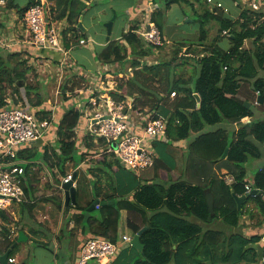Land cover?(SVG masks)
Segmentation results:
<instances>
[{
  "label": "trees",
  "instance_id": "1",
  "mask_svg": "<svg viewBox=\"0 0 264 264\" xmlns=\"http://www.w3.org/2000/svg\"><path fill=\"white\" fill-rule=\"evenodd\" d=\"M6 1L4 9H15L20 18L37 3L36 0H28L25 7H20L17 0ZM47 1L54 3V20L66 19L70 28L76 31L75 24L86 7L85 4L80 0ZM181 1L190 6L193 3L189 0H167L164 11L161 8L159 11L158 8L151 14L150 21L159 30L163 44V17L171 5ZM194 1L202 3L201 0ZM152 2L149 4L153 5ZM194 18H198L201 23L198 45L202 48L199 58L194 55V43L180 42L177 50V54L184 50L180 65L187 64L188 57H197L193 74L188 80L174 79L176 65L170 62L147 65L136 59L151 52L135 35L138 26L129 27L118 39L110 38L104 46L94 49L95 59L103 65L123 63L128 55L135 57L130 62L133 75L114 91L104 89L106 95L117 102L126 98L119 93L122 89H125L126 96L140 95L135 100L142 98L140 105L148 108L150 121L157 118L167 121L166 134L162 141L158 142L165 144L166 148H157L155 151L157 155L154 159L152 179H140L139 174L126 170L113 154L104 152L103 140L99 139L98 143H95L94 137L89 134L84 139L86 151H80L77 145V129L85 125V120L81 119L82 112L75 107H69L59 121H54V144L41 145V142H35L18 153L19 159L27 161L24 165L23 189L25 195L30 198L28 202L20 204L22 211L31 210L36 206L38 199L32 198L36 185L40 183L39 175L44 170L55 184H60L71 170V175L76 173V202L65 204L61 193L57 191L58 194L46 199L62 212V224L73 222L82 234L89 233L91 236H99L116 243L120 212L125 210L129 213L126 226L133 233V237L144 229L139 237L141 250L129 246L123 249L111 264L260 263L261 235L245 236L234 229L240 226L243 216L251 214L247 207L249 203H253L264 216V167L258 169L252 178H246V163L249 159L264 156V119L254 121L251 108L245 105L247 101L239 96L242 82H246L251 83L252 90L258 92L257 96L264 101V79L259 76L260 72L264 73V26L257 24L246 12L240 13L234 21L224 13L214 15L208 7L201 16ZM208 20L217 21L219 29L212 43L204 46L208 30L205 23ZM2 28L3 24L0 22V29ZM223 31L229 32L227 36L230 45L227 49L219 44ZM27 39L30 37L27 36ZM246 40L252 41L253 50L243 48ZM20 56L19 53H0V110L8 104L7 86L13 89V95H18V82L22 81L28 102L32 92H36L35 87L26 84L29 59L23 60ZM59 56L61 58V55ZM15 59H18L17 63L12 64ZM153 80L163 84L160 91H149L151 89L145 85ZM142 81L145 83H139ZM67 91L69 90L66 88L62 89L66 102L69 100V97H64ZM172 93L176 97L170 101ZM195 94L200 98L199 104ZM37 96V101L30 104L29 109L41 121L52 124L51 110L45 107L39 95ZM27 101L21 106L26 107ZM13 105L18 106L16 101ZM247 119H250V122L244 123ZM221 123L237 125L238 129L234 132H228L224 128L212 130L211 127ZM189 139L183 160L195 161L194 165L200 169L205 168L208 163L213 166L221 162L217 168H223L233 177L234 183L231 186H226L219 178L221 174L217 173L213 174L208 182L199 184H191L180 178L173 180L168 169L169 163L166 161L172 156L170 147ZM98 149L102 150L101 156L92 161L81 175L80 166L86 163L87 155ZM226 149L228 153L223 159L222 155ZM207 167L205 169H208ZM161 171L168 175L166 180L158 179ZM208 171L210 174V168ZM247 182L253 189L258 190L260 195L245 199L238 209L233 195H245L244 185ZM206 190L213 196L212 213L207 207ZM88 191L91 196L86 200ZM82 200H86L85 205L81 204ZM95 200L114 203L98 205V208L87 212V208ZM71 210L73 214L66 215ZM193 218L205 224L220 221L234 231L228 234L210 227L204 228L193 222ZM63 227L65 226H61L59 233L63 231ZM9 235L10 229L2 227L0 256L9 251L8 257H11L17 246L12 247L16 239H9ZM55 239L58 242L59 234ZM38 244L53 253L49 243L41 241ZM55 257L60 258L58 252Z\"/></svg>",
  "mask_w": 264,
  "mask_h": 264
},
{
  "label": "rangeland",
  "instance_id": "2",
  "mask_svg": "<svg viewBox=\"0 0 264 264\" xmlns=\"http://www.w3.org/2000/svg\"><path fill=\"white\" fill-rule=\"evenodd\" d=\"M17 1L20 7L26 5L27 3V0H17ZM95 1H96L95 4L97 5L94 4L93 8L84 16L85 24L86 26L89 27L88 33L90 34L91 38L94 40L92 44L93 46L98 47L97 43L100 40H103L102 39L103 33L104 32L107 33V29L105 27V24L107 23L106 21L107 20L111 21L113 19V15H115V19L113 20V28H112V33L110 35L111 38L119 36L122 33V30L123 28H125L126 25L132 24V26H137L140 23L143 24L144 21L146 20L145 15H140L139 18H137V20H134L131 23L128 21V14L125 8L128 7L132 3L135 4L137 0H95ZM152 1L154 2L155 6L163 9L164 11L165 2L167 0H152ZM189 1H193L191 6L187 4L185 1H181L178 4L171 5L168 11H166L163 17V26H164V32H165L164 33L165 39L168 42L166 43L165 41V43L161 47L156 48L142 41L144 47L145 46L148 47L146 49L148 51L151 50V52L145 57H140V56L136 57V59H139L140 62L147 64V65H154V64H159L163 62H170L172 63V65H176L175 66L176 71L175 73H173L174 79L188 80L190 76L193 74V70L195 68V59H197L199 52L201 51V48H202L201 46L198 45L199 44L198 37L200 33L199 28H200L201 23L198 18H194V17L201 16L203 12L207 10V7L209 9L211 7V5L206 4L205 0H203L204 3H198V1H194V0H189ZM219 1L222 2L224 8L227 10L225 15H227L229 18H231L234 21L237 20L240 14V10L234 6V2L236 0H219ZM145 5L146 4H143V6ZM110 7H113V8H110ZM154 8L155 7L152 5H149V7L146 6V11L150 12V10H153ZM101 9H104L105 13L98 16V13ZM111 9L115 10V12L113 13ZM158 10L160 11V9ZM148 18H151V15H149ZM193 19L195 20L193 21ZM205 27L208 30L206 34V40L204 41L205 44L203 45L208 46L209 44L212 43L213 39L217 36L219 24L215 20H208L205 23ZM3 33H4L3 36H0V49H1L0 53L3 52V54H5L6 52H12L14 50H12L13 48H11L12 42L9 41L6 37V36L9 37L8 30L5 29ZM180 42L194 43V46L192 47L195 51L194 55H196L197 57L196 58L188 57L187 64L180 65L181 57H182V54L184 53V50H182L181 52L177 54V50H178V46ZM219 44L221 45V47L227 49L230 45L228 36L227 35L223 36L222 34V38L219 40ZM243 48L253 50L254 46H253L252 41L246 40L243 44ZM81 53L87 54V55L89 54L87 50H83V51L81 50V52H79V50L77 51L75 50L71 52L70 54L73 58H76L86 63L88 61L86 58L79 57ZM19 54L21 55L20 59L25 60L23 56V54L25 53L22 52ZM132 59H135V57L132 55H128L127 60L124 61L123 63L113 64L114 66H112V69H114L115 72H109L110 74H112V76L108 77L105 75L103 76L100 75L101 77L100 76L99 77L102 80H98V83L100 84L103 83V87H105L104 89H109L110 87H113L112 90H115L118 85L124 83L133 75V70L130 67V62ZM17 61L18 59L13 60L12 64H16ZM94 61L95 59H90L91 65H82L83 68L85 70H89L91 73H94V70L97 67L94 65ZM27 65H29V71L27 72L26 84H30L33 87H35V91L37 93L33 91L32 94L30 95L31 97L28 102L25 96L24 89H23L24 84L20 87V93L18 95H13L12 93L13 89L7 86L6 90H7L8 101L12 104H14V101H16L17 105L19 106L22 104H26V101H27V107H28L30 104H33L37 101L38 99L37 95H39V97L41 98L42 104H44L45 107L51 110V119H52V124L49 127V129H51V132H48L50 131L48 129L47 133L48 134L50 133V134L49 135L47 134L48 136L46 135L47 138L45 137L44 143L54 144L56 137L54 134L55 128L53 127V124H54V121L58 120L59 116L62 113L63 107H65L64 103H66V101H64L63 99L62 89L66 88L67 90H69L66 92L64 97H69L68 101L75 102V100H77L80 96H83L85 94L84 90H86L88 86L90 87L94 85L96 87V85L95 84L91 85V83L86 84L84 83L83 80L78 79L77 76L69 77L68 76L69 74L68 75L67 74L58 75L59 73L57 71L52 72L51 69H53V67H56V62L54 61L52 63L50 61V63H48L47 66H42V64H39L35 61L32 62L31 64L28 63ZM116 71H120L121 73L116 74ZM259 76L261 79H264L263 72H260ZM108 81H110V84H107ZM139 83H145V82L142 81ZM145 85H147V88L151 89L149 91H152V92L160 91L163 88V84L156 80H153L152 82L149 81ZM95 87H91L89 89H93V91H95L96 90ZM73 88L74 90H72ZM125 92H126L125 89H122L119 93L123 94L131 102L129 103L130 105L129 113L131 114V123L134 126H138L139 124L146 123L147 120H145V118L148 119L149 116H144L143 112H149L148 108L147 107L144 108L140 105L142 101L141 97L138 98V100H135V98L139 97L140 95L136 94L133 97H130V96H126ZM102 93H104L103 90H100L99 92H95V97L97 99L98 104L102 102V100L99 99V96ZM257 95L258 94L255 93L254 90H252L251 83L242 82V85L239 91V96H241V98L245 99L249 103V107L251 108L253 114L255 115V118L253 117L254 121L258 119L259 120L264 119V101L263 103L260 104L258 102ZM175 97L176 96H172L170 94L169 100L171 101ZM154 100H155L154 97H152V102H154ZM135 101L137 102L135 103ZM134 106L136 109L133 110ZM81 107H82L81 110H83V112L81 110L80 111L82 112V115L85 118V125L86 124L89 125V119L94 114V112L91 110L93 107L88 103L81 104ZM88 134L89 132L87 130V127L84 128V126L82 125L78 129L77 145H78L79 150L82 152L86 151L84 139L86 135ZM94 142L98 143V140L94 139ZM189 142H190V139H189ZM155 145H156L154 147L155 150L157 148H162V147L166 148L165 144L156 143ZM176 148L177 146L171 147L169 152L173 154V151H175ZM101 153H102V150L98 149V150H95L94 152H91L89 155H87L86 163L80 166L79 171L81 175L84 173L83 171H85L87 167L91 165L92 161H94L95 159L101 156ZM180 155L177 156L179 159L181 158ZM155 158H156V154H155ZM168 160L169 162H171L170 159ZM263 166H264V156H262L259 159H249V161L246 163V168L249 169V173L251 176L252 175L254 176L255 172L258 169L262 168ZM148 171L153 173L154 172L153 167L140 172L139 174L140 179L145 180L147 178H150L152 174L151 173L148 174ZM69 173H71V170H69ZM39 176H40V183L36 185V192L34 193L33 198L39 199L41 197L56 195V193L58 192L54 187V185L56 184L53 183L50 175L44 171ZM159 177H160L158 178L159 180H166L168 178V175L162 171L160 172ZM248 178H252V177H248ZM29 199L30 198H28V200ZM38 205H42V204L38 203ZM253 207H254V210L257 209L255 205H253ZM42 208H43V211L41 213L44 216L38 215L37 216L38 221H43L46 216V211H44L46 210V206L42 205ZM42 208H39V210H41ZM9 212H10L9 216L4 221L0 217V227H5L6 229H11V230L13 229L14 233L11 234V237L13 238V236L16 234L18 230V226H16L15 223H17V221L19 220V216H28V212L20 211L19 205H13L9 209ZM125 213L126 214H124L120 220L124 229H126V219L129 216V213L127 212ZM255 214L256 216L254 215V217H252L254 221L256 217H257V220H259L260 217L264 218V216L260 214L258 210H255ZM120 215H121V212H120ZM21 221L23 220L21 219ZM52 221L54 220H51V222ZM130 233L133 235L132 232ZM118 237H121V236L119 235ZM41 239H43L45 242L47 241L51 245L53 244L51 241V237L49 238L46 237V239L41 237ZM15 245L17 246L15 247L12 253V256L17 254L16 259L20 264H56L58 262V260L55 257L56 253L54 252L50 253L48 250H45L38 246H34V244H27L26 242L18 243V244L14 243L12 247H14ZM1 248L2 247H0V253L2 252ZM24 248L25 250H23Z\"/></svg>",
  "mask_w": 264,
  "mask_h": 264
},
{
  "label": "built area",
  "instance_id": "3",
  "mask_svg": "<svg viewBox=\"0 0 264 264\" xmlns=\"http://www.w3.org/2000/svg\"><path fill=\"white\" fill-rule=\"evenodd\" d=\"M36 1L37 3L30 7L21 18V23L30 37L28 41L38 50H47L61 55L60 71L66 66L71 68L72 63L68 51L62 44L61 32L52 25L47 15L46 0ZM205 2L211 5L210 11L214 15L227 12L221 4H215L213 0H205ZM6 4V0H0V14ZM234 6L240 10V13L246 12L257 24L264 26V0H236ZM154 10L155 8L149 13H153ZM222 34L226 36L228 32L223 31ZM135 35L153 47L163 45L160 32L151 23L150 18L135 31ZM85 44L84 40L79 41V45ZM88 92V104L93 107L94 112L89 119V135L95 140H103L104 152L113 154L126 170L140 174L153 167L156 154L154 145L164 138L167 121L163 118L151 121L145 118L146 123L134 126L131 123L129 113L131 102L128 98L117 102L109 95L99 96L104 103L103 108L97 102L95 91L89 89ZM171 95L174 96V93ZM7 103V106L0 110V211L4 214L11 206L26 202L23 182L25 181L24 165L27 161L19 159L18 153L41 140L50 125L45 120L41 121L29 107L14 106L9 101ZM76 108L81 110V104ZM36 163L41 165L39 162ZM219 177L226 186L234 183L233 177L227 173ZM70 179L71 174L62 179L59 185L54 186L63 196V183ZM244 189L246 194L253 190L250 183L245 184ZM260 242L262 246L260 264H264V236ZM130 243L131 238L128 236L119 237L116 243L99 236L87 237L81 244L78 264H87L89 261H95L97 264H111L123 249L130 246ZM7 263L18 264L13 257H7Z\"/></svg>",
  "mask_w": 264,
  "mask_h": 264
},
{
  "label": "crops",
  "instance_id": "4",
  "mask_svg": "<svg viewBox=\"0 0 264 264\" xmlns=\"http://www.w3.org/2000/svg\"><path fill=\"white\" fill-rule=\"evenodd\" d=\"M80 1L82 3H84L86 7L82 11V14L79 16L77 23L75 24V28L77 30L74 31L70 28L71 26L68 24L66 19L54 20V16H53V12H52V8L54 7V3L46 0L47 8H48L47 15H49V20L52 23V25L54 27H56L61 32L62 44H63L64 48L68 51V55H69V58H70L71 63H72L71 68L66 66L62 69V71H60V69H59V60H58V58H60L59 54H53V52L47 51V50H38L37 48L33 47L30 44V42L27 39L28 34L26 32V29L23 27V25L21 23V18L15 9H7V10L3 9L1 14H0V22H2V24H3V28L0 29V36H3V34H4L3 32L5 31V29L8 30L9 37L8 36H6V37L9 41L12 42L11 48H13L12 50H14V51H12V53L24 52L25 54H23V56L25 59L30 60V62L28 61V63H30V64L35 61L39 64H42V66H47L48 63H50V61H51V63L54 61V62H56V67H53V69H51L52 72L57 71L59 73L58 75H60V74H63V75L67 74L68 75L69 74L68 75L69 77L77 76L78 79L83 80L84 83H86V84L91 83V85L92 84L96 85V87L94 85H92L90 87L88 86L87 89L84 90L85 94L83 96H80L77 100H75V102L67 101L66 103H64L65 107H63L61 115L69 107H75L76 108V106L80 105V103L81 104L88 103V96H89L88 95V89L91 87H95V89H96L95 92H99L100 90H104L105 87H103V83H101V84L98 83V80H102L100 77L103 75L111 77L112 74H110L109 72H115L114 69H112V66H114V65H103L95 59L94 49L97 47L92 45L94 40L91 38L90 34L88 33L89 27L86 26L85 21H84V16L93 8V5L96 3V1L95 0H80ZM201 1H202V3H204L203 0H201ZM213 1L215 4H217V3L221 4V6L224 8L221 1H219V0H213ZM27 2H28V0H27ZM151 2H152V0H137L136 1L137 4L132 3L128 7H126L125 9H126V12L128 14V21L131 23L134 20H137V18H139L140 15H145V17L147 19L148 16L152 14V12L151 13L147 12L146 6H149L150 5L149 3H151ZM152 3H154V2H152ZM143 4H146V5L143 6ZM95 5H97V4H95ZM152 6H154L155 9H158V7L155 6V4H153ZM22 7H25V5ZM110 8H113V7H110ZM111 10L113 11V13L115 12V10H113V9H111ZM104 13H105L104 9H101L98 13V16L101 14H104ZM106 22H109V20H107ZM141 25L142 24L140 23L137 26L140 27ZM131 26H132V24L126 25L125 28H123L122 32H126L129 29V27H131ZM112 28H113V24H112ZM111 33H112V30H111ZM106 36H107V33L104 32L103 38H102L103 40H100V41L98 40L99 41L97 43L98 47H102L105 45V42L107 41ZM119 36L114 37V39H118ZM110 38H111V36H110ZM164 38H165V35H164ZM80 40H84L86 42V44L85 45H79ZM165 41H166V43L168 42L166 39H165ZM75 50L76 51L79 50V52H81V50L82 51L87 50L89 53L88 55L81 53L79 55V57L86 58L88 61L85 63V62L80 61L76 58H73L70 53L75 51ZM90 59H95L94 65L97 67L95 68L94 73H91L89 70H85L82 66V65H91ZM42 69H43V67H42ZM120 73H121L120 71H116V74H120ZM108 83L110 84V81H108L107 84ZM112 89H113V87H110L109 89H106V90L114 91ZM80 93H82V92H80ZM103 95H105V93H102L100 96H103ZM99 104H100V106H102L104 108L103 101L100 102ZM91 110L93 111V109H91ZM143 113H144V115L147 114V112H143ZM61 115L59 116L58 121H59ZM254 118H255V115H254ZM81 119L85 120V118L83 116L81 117ZM248 122H250V119H247L244 121V123H248ZM50 125H49V127H50ZM87 125L88 124L84 125V128L87 127V130H88L89 125L88 126ZM211 128H212V130H214L216 128H224L228 132H234L238 129V126L237 125H230L227 123H221V124H219L215 127H211ZM77 131H78V129H77ZM47 134L48 133L46 132V134L42 137V139L37 141L36 143L41 142L42 143L41 145H44L45 137ZM156 143H158V142H156ZM188 143H189V140H182L180 142L175 143L173 145V147L177 146V148L175 151H173V154L170 153L172 155L171 157H169L171 162H169V160H166V161H168L167 163H170V164H168L170 167L167 165H166V167L167 168L169 167L168 169H170V171H171V176H172L173 180L180 178V179H183V180H185L191 184H199L203 181L208 182V180H210L212 178L213 174H215V173H217V174L226 173V170H224L223 168H220L219 170L217 168L218 165L222 164L221 162H218L217 164H213L214 167L211 166L210 163H208V165H206L205 168L207 166H208L207 167L208 169L210 168L211 173L209 174L210 171L207 172L208 169H205L204 167H203V169H200L199 166L196 167L194 165L195 161L191 162V160H188V161L183 160V153L187 152L186 148H187ZM178 155L181 156L180 159L177 157ZM246 171H247L246 178L253 177V175L252 176L250 175L248 168H246ZM150 173L151 172L148 171V174H150ZM151 174L154 176V172ZM152 175H151V177L153 178ZM151 177L147 178V179H152ZM56 185H59V184H56ZM206 191H209V190H206ZM206 191H205V196H206ZM58 193H60V192H58ZM210 194H211V192H210ZM51 196L52 195L39 198L37 203H36V206L33 209L24 210V211L28 212V216H19V220L17 221V223H15V225L18 226V230L12 238L11 234H13L14 231H13V229L12 230L10 229L9 239H17L18 232L23 231L24 234L28 237L27 242H26L27 244H34V246H38V247L43 248L42 246H39V244H38L41 241L45 242L43 239H41V237L45 238V239H46V237L47 238L51 237V241L53 244L52 245L50 244V247L52 246L53 252L54 253L58 252L59 257H60L57 259L58 262L56 264H78L81 244L87 237H90L91 235H89V233L88 234H82L80 228L75 227L73 222L68 223V225L62 224V217H63L62 212L59 211L57 208H55L53 206L52 202H47V200H46L47 198H49ZM61 196L63 197V200H64L63 194H61ZM90 196L91 195H89V191H88L87 195L85 196V199L87 200V198H90ZM212 198H213V196H212ZM32 200H37V199L33 198ZM86 200H82L81 204L85 205ZM26 202H28L27 196H26ZM206 202H207V200H206ZM38 203H41L42 205L46 206V210H44V211H46V216H45V219L43 221L37 220L38 215L44 216L41 213L43 211L42 205H38ZM213 203H214V200H213ZM20 204H15V205H19L20 211H22ZM253 205H254L253 203H249L247 205V207L249 208L248 210L251 211L250 212L251 215L247 214V215L243 216L241 221H240V226L234 230L237 232H242L245 236L261 235V238H262L264 236V218L260 217L259 220H257V217H256L255 221H254V219H252V217H254V215L256 216L255 210H257V209L254 210ZM10 208H8V210L5 211V214H4L5 217H1L3 219V221L9 216V214H10L9 209ZM39 208H42V209L39 210ZM24 211H22V212H24ZM125 212H127V211H125V210L121 211V215H120L121 218L124 214H126ZM72 214H73V210H71L70 212H67L66 215L71 216ZM121 218H120V220H121ZM21 219L23 221H21ZM51 220H54V221L51 222ZM191 220L193 222H196V223L202 225L204 228L210 227L212 229L220 230V231L226 232L228 234H230L231 232L234 231L233 229H230V228L228 229L220 221H216V222H213L211 224H205V223L198 221L195 218H193ZM62 225H64L65 227H63V229H62L63 231L61 233H59ZM55 227H56V229H55ZM1 228L2 227H0V230H1ZM130 232L131 231L127 228V226H126V229H124L122 226V223L119 222L118 236L119 235L120 236H128L132 239L133 235ZM58 234H59V239L57 242L55 237ZM46 243H48V242L46 241ZM259 245L261 246V242L259 243ZM43 249H45V248H43ZM18 250H19V248H18ZM23 250H25V248ZM16 255H13L11 257L16 259ZM16 261H17V259H16ZM17 263L20 264L18 261H17ZM87 264H97V263L95 261H89Z\"/></svg>",
  "mask_w": 264,
  "mask_h": 264
},
{
  "label": "water",
  "instance_id": "5",
  "mask_svg": "<svg viewBox=\"0 0 264 264\" xmlns=\"http://www.w3.org/2000/svg\"><path fill=\"white\" fill-rule=\"evenodd\" d=\"M115 19V15H113V19L109 22H107L105 24V27L107 29V41L109 40L110 38V35H111V30H112V24H113V20ZM15 80V79H14ZM24 83L22 81H19L18 82V87H21ZM195 98H196V101L197 103L199 104L200 102V98L197 94H195ZM258 102L261 104L263 103V100L261 99V97H258ZM246 107L249 108V103L247 102L246 104ZM228 153V149H226L222 155V158H225L226 155ZM75 179H76V173L72 174L71 176V179L65 183H63V190H64V201H65V204H74L76 202V188L75 186L73 185V183L75 182ZM256 195H260V192L256 189H253L251 190L249 193L245 194V195H242V196H236V195H233L235 201H236V204H237V208L240 209L243 201L249 197H254ZM206 200H207V206L210 210V212L212 213L213 212V198H212V195L210 194L209 191H206ZM114 202L113 201H110V202H103V201H100V200H95L89 208H87V212H91L92 210L95 209V207L97 205H106V204H113ZM0 217H4V213L2 211H0ZM144 229H142L141 231L138 232V234H136L132 239H131V243L130 245L134 248H136L137 250H141V244H140V241H139V237L140 235L142 234ZM27 239L28 237L24 234L23 231H19L18 234H17V239H16V242L15 244H18V243H25L27 242ZM9 255V251H7L6 253H4L2 256H0V263L1 264H7V257Z\"/></svg>",
  "mask_w": 264,
  "mask_h": 264
},
{
  "label": "clouds",
  "instance_id": "6",
  "mask_svg": "<svg viewBox=\"0 0 264 264\" xmlns=\"http://www.w3.org/2000/svg\"><path fill=\"white\" fill-rule=\"evenodd\" d=\"M72 176V175H71ZM66 178V177H65ZM62 182V181H61ZM75 183V182H74ZM74 183H73V185H74ZM75 188H76V183H75Z\"/></svg>",
  "mask_w": 264,
  "mask_h": 264
},
{
  "label": "bare ground",
  "instance_id": "7",
  "mask_svg": "<svg viewBox=\"0 0 264 264\" xmlns=\"http://www.w3.org/2000/svg\"><path fill=\"white\" fill-rule=\"evenodd\" d=\"M220 178V177H219ZM248 183V182H247ZM244 184V183H243ZM232 188V187H231ZM244 203V202H243Z\"/></svg>",
  "mask_w": 264,
  "mask_h": 264
}]
</instances>
